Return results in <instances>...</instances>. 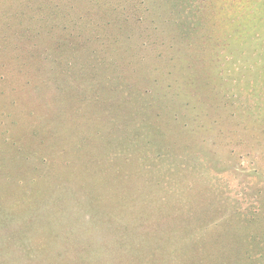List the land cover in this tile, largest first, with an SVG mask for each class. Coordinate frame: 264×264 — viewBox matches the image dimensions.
I'll use <instances>...</instances> for the list:
<instances>
[{"label":"rangeland","instance_id":"rangeland-1","mask_svg":"<svg viewBox=\"0 0 264 264\" xmlns=\"http://www.w3.org/2000/svg\"><path fill=\"white\" fill-rule=\"evenodd\" d=\"M0 264H264V0H0Z\"/></svg>","mask_w":264,"mask_h":264},{"label":"trees","instance_id":"trees-1","mask_svg":"<svg viewBox=\"0 0 264 264\" xmlns=\"http://www.w3.org/2000/svg\"><path fill=\"white\" fill-rule=\"evenodd\" d=\"M160 133H162L163 138H164L162 147L181 150L180 148L187 145L186 143L184 144L185 139L182 138L181 131L178 130L176 127L174 129V127L166 126L165 124L164 128L160 130Z\"/></svg>","mask_w":264,"mask_h":264}]
</instances>
